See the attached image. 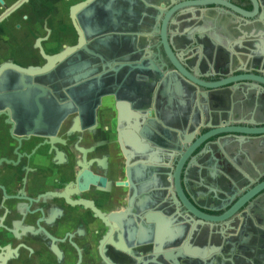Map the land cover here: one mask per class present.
Instances as JSON below:
<instances>
[{
	"label": "water",
	"instance_id": "95a60500",
	"mask_svg": "<svg viewBox=\"0 0 264 264\" xmlns=\"http://www.w3.org/2000/svg\"><path fill=\"white\" fill-rule=\"evenodd\" d=\"M91 3L93 0L86 8ZM190 6L227 15L225 30L233 46L225 47L186 29L180 32L177 26L189 23L186 13H190ZM157 11L142 19L133 14L125 32L118 28L121 21L116 17L112 36L102 32L99 18L93 29L97 34L91 38L81 35L80 47L56 55L48 69L34 72L19 71L14 65L1 67L0 115L5 116L4 123L12 134L55 136L63 120L72 114H76L80 130L90 129L103 98L112 97L116 139L127 162L145 157V163L154 164L174 158L172 170L162 166L169 182L163 199L166 206L160 209L161 219L146 215L144 242L133 243L139 230L129 217L134 214L129 208L100 214L112 238L128 247H146L143 260L137 264H217L216 256L205 253L206 244L196 253L184 245L195 235L199 241L206 239L202 226L222 223L258 203L264 196V154L250 162V170L236 189L226 186L235 181L219 178L223 191L208 196L217 202L214 207L195 202L187 189L188 169L193 161L197 163L196 156L212 145L224 151L220 145L225 141L240 148L243 138L264 140V0H188L171 5L164 14ZM176 11L181 15L179 22L172 17ZM170 23L177 26L172 29ZM218 87L228 90L230 96L240 92L246 100L213 107L216 126L197 135V98L207 101L208 93ZM174 106H180L175 115ZM248 110L255 130L242 124ZM169 125H173L172 131ZM172 146L174 153L168 150ZM202 161V166L196 165L194 178L209 191L217 180L206 166L208 161ZM124 184L132 185L130 170ZM205 209L219 213L210 214ZM220 264H224V257Z\"/></svg>",
	"mask_w": 264,
	"mask_h": 264
},
{
	"label": "flooded vegetation",
	"instance_id": "af4514ba",
	"mask_svg": "<svg viewBox=\"0 0 264 264\" xmlns=\"http://www.w3.org/2000/svg\"><path fill=\"white\" fill-rule=\"evenodd\" d=\"M88 1L0 0L1 31L11 30L10 38L6 39L8 49L0 54V68L14 65L19 71L48 69L56 55L79 46L81 35L95 36L93 29L99 18L103 22L102 32L112 36L116 17L121 21L118 28L125 32L133 14L140 19L157 14V9L164 14L171 5L188 0H93L86 8ZM190 10L186 13L188 25L170 23L169 27L177 26L180 32L186 29L210 38L219 28L225 30L228 16L224 13L214 9L198 11L192 6ZM172 17L179 22L177 17L181 15L173 13ZM227 92L218 87L208 93L207 101L197 98L199 112L194 118L197 135L216 126L213 100ZM234 95L238 102L246 100L240 92ZM179 108H172L173 115L179 113ZM113 114L109 116L110 124L100 127L96 111V123L87 130L77 127L76 114L69 115L55 136L12 134L4 123L5 116L0 115L3 124L0 129L5 130L0 131V264H137L143 260L146 247L140 244L132 248L122 241L116 242L100 214L129 208L134 212L129 217L139 230L133 243L144 242L142 229L145 230L146 215L161 219L160 209L166 206L163 199L169 182L164 174L167 169L162 166L172 170L174 158L154 164L145 163V157L127 162L116 139V112ZM250 119L248 110L242 124L255 130ZM106 134L110 135L108 140L103 138ZM225 142L220 145L224 151L221 148L217 151L213 145L205 148L201 156H196L197 163L193 161L188 169L187 189L196 193L204 187L194 178V173L197 166L203 165L202 160L208 161L206 166L217 181L209 186L210 192L205 188L200 190L207 207L217 204L208 196L223 191L219 178L235 181L226 186L236 189L250 170V162L264 154V140L258 138H243L240 148H232ZM168 150L176 151L174 146ZM128 170L132 175L130 188L124 184ZM261 204L264 205V196L222 223L202 226L200 231L205 232L206 239L199 241L195 235L190 244L195 241L209 245L210 255L217 257V264L222 257L224 264H264ZM190 244L184 245L189 252Z\"/></svg>",
	"mask_w": 264,
	"mask_h": 264
},
{
	"label": "crops",
	"instance_id": "0c3cea01",
	"mask_svg": "<svg viewBox=\"0 0 264 264\" xmlns=\"http://www.w3.org/2000/svg\"><path fill=\"white\" fill-rule=\"evenodd\" d=\"M8 31H6L5 33L3 31H1V27H0V54L2 52H4L5 49H8V44L6 43V39L10 38L11 36V30L10 28H7ZM3 32V33H2ZM211 38L216 41L217 43L225 46V47H232L233 45V40L230 38V35L228 34V32L226 30H222V28L219 30H217L215 33H213L211 35ZM261 46L264 48V36L261 37ZM237 96V95H236ZM236 96L233 94L230 96L229 91L227 93H222L220 94L218 97H215L213 100V104L217 107H225L230 105L231 101H235ZM98 112V117H99V121H100V127L103 126H107L110 124L109 122V116L114 115L113 113L116 112L115 107L113 105V100L112 97H106L103 99V103L102 105L98 108L97 110ZM3 124L0 123V126H2ZM98 127V128H100ZM0 131H5L4 129H0ZM0 143H2V140H0ZM204 191V188H201ZM198 189V191L195 193L194 191L192 192V190H190V194L193 196L194 200L196 203H198L201 207L206 206V202L202 199V196L200 195V190ZM201 196V199L197 196ZM201 245H204L200 242H195L193 241L190 245H189V250L191 252H198L199 251V247H201ZM202 251V249L200 250ZM205 253L207 255H210L211 250L209 248V245H206L205 248Z\"/></svg>",
	"mask_w": 264,
	"mask_h": 264
},
{
	"label": "rangeland",
	"instance_id": "374dc122",
	"mask_svg": "<svg viewBox=\"0 0 264 264\" xmlns=\"http://www.w3.org/2000/svg\"><path fill=\"white\" fill-rule=\"evenodd\" d=\"M101 136H103V135H101ZM106 137V138H105ZM103 138H105V139H107V138H110V135L109 134H106V136L104 135V137ZM108 140V139H107ZM104 152V150H101V153H103Z\"/></svg>",
	"mask_w": 264,
	"mask_h": 264
}]
</instances>
